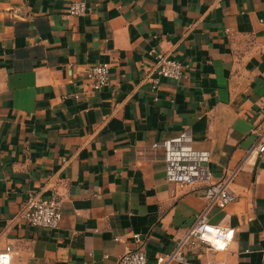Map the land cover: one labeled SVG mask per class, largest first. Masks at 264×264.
I'll return each mask as SVG.
<instances>
[{"label":"crops","instance_id":"1","mask_svg":"<svg viewBox=\"0 0 264 264\" xmlns=\"http://www.w3.org/2000/svg\"><path fill=\"white\" fill-rule=\"evenodd\" d=\"M74 1L0 0V252L118 264L136 233L150 262L174 252L208 205L205 182L166 178L163 142L189 131L212 181L232 176L236 199L208 219L235 233L171 264H264V0H82L73 16ZM162 52L188 77L156 86ZM99 62L110 83L93 90ZM38 190L62 200L59 228L22 215Z\"/></svg>","mask_w":264,"mask_h":264},{"label":"built area","instance_id":"2","mask_svg":"<svg viewBox=\"0 0 264 264\" xmlns=\"http://www.w3.org/2000/svg\"><path fill=\"white\" fill-rule=\"evenodd\" d=\"M88 9L82 1H74L68 8L70 15L84 14ZM153 81L156 86L162 78L181 80L188 77L187 66L181 61L172 58L166 53L156 56ZM110 83V64L99 62L88 71V86L93 90H99ZM68 96V95H67ZM66 96V97H67ZM78 97V95H76ZM264 129L259 135L255 150L264 153ZM163 156L165 160V173L169 181L177 182L181 188H187L198 181L206 184L205 196L208 199L207 208L199 215L195 224L178 243L177 249L167 255H160L154 262H150L143 246L140 234H134L137 246L127 250L121 255L118 264H171L174 260H182L179 255L186 244L203 242L216 249L224 250L233 238L235 230L214 224L208 219V211L211 207L226 208L237 195L231 188L232 176L223 181H212L213 172L208 166L211 152L207 149L196 148L193 145V137L189 131H184L174 138L163 142ZM62 200L58 197H45L42 190L34 192L24 204L22 215L33 226L43 229H57L62 218ZM118 239V238H116ZM11 245L6 246L0 252V264H12ZM202 264H226L225 262H208Z\"/></svg>","mask_w":264,"mask_h":264}]
</instances>
